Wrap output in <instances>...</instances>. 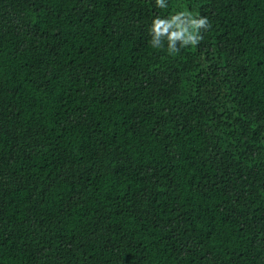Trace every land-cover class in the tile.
I'll use <instances>...</instances> for the list:
<instances>
[{
  "label": "trees",
  "instance_id": "1",
  "mask_svg": "<svg viewBox=\"0 0 264 264\" xmlns=\"http://www.w3.org/2000/svg\"><path fill=\"white\" fill-rule=\"evenodd\" d=\"M167 2L0 0V264H264V0Z\"/></svg>",
  "mask_w": 264,
  "mask_h": 264
},
{
  "label": "clouds",
  "instance_id": "2",
  "mask_svg": "<svg viewBox=\"0 0 264 264\" xmlns=\"http://www.w3.org/2000/svg\"><path fill=\"white\" fill-rule=\"evenodd\" d=\"M159 9L169 7L167 0H155ZM211 23L207 17L183 9L164 17L157 16L149 29L154 49L163 50L167 45L169 55H178L181 49L195 48L203 39V32L210 30Z\"/></svg>",
  "mask_w": 264,
  "mask_h": 264
}]
</instances>
